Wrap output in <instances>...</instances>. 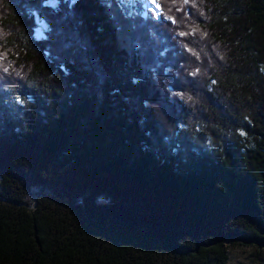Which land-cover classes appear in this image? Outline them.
<instances>
[{"label": "trees", "instance_id": "16d2710c", "mask_svg": "<svg viewBox=\"0 0 264 264\" xmlns=\"http://www.w3.org/2000/svg\"><path fill=\"white\" fill-rule=\"evenodd\" d=\"M157 2L0 0V264L264 263V0Z\"/></svg>", "mask_w": 264, "mask_h": 264}, {"label": "rangeland", "instance_id": "374dc122", "mask_svg": "<svg viewBox=\"0 0 264 264\" xmlns=\"http://www.w3.org/2000/svg\"><path fill=\"white\" fill-rule=\"evenodd\" d=\"M107 2L109 3V0H107ZM128 6L129 5H127V7ZM142 8L144 10H147L146 9L147 7L144 5H142ZM35 21L38 25V30L36 31V33H37V35H42V30L44 29L45 24L38 19H36ZM193 82H198V81L193 80ZM229 254H230L229 264H254L251 262V258H252L251 249L244 248V247L234 248V249L232 248V249H230Z\"/></svg>", "mask_w": 264, "mask_h": 264}, {"label": "snow or ice", "instance_id": "6c2138e0", "mask_svg": "<svg viewBox=\"0 0 264 264\" xmlns=\"http://www.w3.org/2000/svg\"><path fill=\"white\" fill-rule=\"evenodd\" d=\"M153 4H156L157 8H159V4L157 3V0H151Z\"/></svg>", "mask_w": 264, "mask_h": 264}]
</instances>
